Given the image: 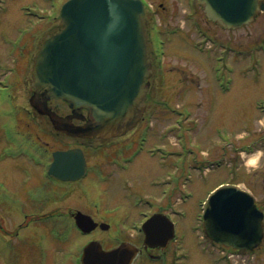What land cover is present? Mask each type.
<instances>
[{
	"label": "rangeland",
	"instance_id": "1",
	"mask_svg": "<svg viewBox=\"0 0 264 264\" xmlns=\"http://www.w3.org/2000/svg\"><path fill=\"white\" fill-rule=\"evenodd\" d=\"M148 1L154 7L158 6V8L161 7L162 9L159 13L155 8L154 12L149 13V15L152 24L156 25L160 22L161 29H164V32L168 36V46L165 50L166 53L163 55V65L161 68L154 67L155 75L152 79V92L148 101V107L154 113L153 118L150 119L151 116L148 118V123L153 124V127L148 136L149 141L147 145L150 149L163 145H169L173 148L177 146V149H181L175 135V129L177 130L178 127L175 125L177 114L174 109L179 106L177 108L179 112H191L192 116L188 112V114L185 113L182 122V124L187 121L191 122L192 119L194 122V129L187 132L191 136L193 143L189 146L188 142L185 141L184 145L185 149L189 146L188 157L195 161V167H199V163H212L213 166H216L215 163L217 161H220L222 166L211 170L204 179H202L204 176L202 177L200 170L196 169L194 171V179L190 183L184 182L186 181V170L183 173L181 168L176 172L180 185L181 182H184L186 189L193 190V197H190L187 202L181 201L180 196L185 192L182 190V187L176 185L174 190L170 192L169 198L177 203L175 209L179 212V215L185 214L182 215L183 217L176 218L178 223L177 236L179 238L177 246L179 247V251L187 257L185 264H221V260L223 259L220 256L221 260H217L220 254L216 251L217 248L211 246L210 241L206 240L204 242V239L200 238V234L202 233L200 229L202 223L199 220L201 215L200 202L205 199L207 191L214 185L232 180L237 182L242 188L248 189L254 195L257 194L264 197V151L262 150L263 144L261 143L264 141V114H261V110L258 108L264 106V57L257 56L259 59L258 64H254L249 57V54L252 52L250 48L254 47L257 43H264V13L247 26L235 30H223L218 25L208 22L196 2V15L194 17L193 12L188 10L187 0ZM28 2L40 5L42 1L14 0L12 22L11 24H5V19L1 18L0 26L3 27L1 29H10L9 32H11L16 24H19L20 27L28 26L32 28L34 23L28 24L22 12L19 11V6ZM2 15L5 17L6 13ZM178 27L182 30L177 35L169 34V29H176ZM193 29H210L216 34L219 38L217 44H215L217 45V53L218 46H222L226 42L232 46L234 45L237 51L240 50L244 56L240 57L231 53L230 59L226 62H221L220 59L216 61L215 55L209 58L208 55L214 53L210 47H205L204 50L206 52H199V50L193 48L192 44L194 40L199 38V35ZM157 33L152 31L149 38H154ZM162 37L165 38L164 34ZM150 46L152 50L155 49L154 42ZM244 51L249 52L246 54ZM152 57L154 58V55ZM232 61L236 63V65L234 64L236 67L235 73L229 75L227 71L230 67V62L233 63ZM24 65L25 60L23 67ZM27 75L28 71L26 75L23 72V75L18 77L22 82L16 88V92L20 95L21 93L24 95V79ZM29 117L30 114L24 108L16 116L17 123L21 124L24 132H29L36 137L37 135H42V139L45 141L44 145L49 146L50 149L64 147V143H67V141L64 142L66 139L57 141L51 134L44 136L33 126H27ZM143 124L144 121H141L134 129L116 139L112 143L114 146L100 150L101 155L91 158V162L96 167H102L103 172H101L100 178L105 177L107 179V176L113 177L109 178L108 180L110 181L108 182H99L96 187L94 185H96L97 180L94 178H91L87 182V185L85 182H81L80 184H73L68 187L65 194L66 212L74 211L78 208L81 211L96 214L100 218L111 217L113 220L117 219L116 221L120 219L123 224L119 226L128 228L126 233L127 231H132V234L135 233L134 228L131 226L133 224L131 220H140L139 211L144 209V207L137 206L138 208H136L132 206L133 200L135 201L137 195H133L132 199L128 198L126 200L125 192L127 190L125 192L121 190L122 182L120 180L127 175L130 188L133 189L132 192L147 194L152 190L149 185L151 179L162 173L165 176L168 172L175 173V167L171 163L174 157H171L170 161H162L159 157H150L146 151L138 156L139 159H142L137 164L132 165L129 171L126 170L127 172L118 170L117 163L111 165L109 162L111 156H115L114 153L118 147L123 148L138 138ZM191 125L192 122L188 126L190 127ZM226 128L230 132L231 130L238 131L242 135L250 132V136L247 141L237 142L235 145L236 136L233 135L234 133L229 132V141L232 142V145L229 142L224 144L223 140L220 141V136ZM164 130L166 131L167 138L163 137L162 139L161 135ZM255 140H258L259 147L258 145L257 147L260 149L257 157H254L257 161L250 162L248 157H244L243 159L242 156L238 158L237 145L249 144ZM153 144L159 145L152 146ZM129 152L127 151L126 153L128 154ZM105 155L108 156L107 159H105ZM181 155L180 160L182 159ZM223 156L225 159L222 158ZM118 163H121V159H119ZM190 164H194V162L192 161ZM182 165H184L183 162ZM23 166V160L17 161V165L14 164V161L5 160L0 162V170L7 171L13 175L14 169L18 168L21 170ZM191 172H193V168ZM89 188L93 189L90 190ZM94 188L97 189L94 190ZM12 190L14 191L13 187ZM97 203H99V207ZM118 203L120 205L117 208L116 204ZM128 217L131 219L127 221L129 223L126 222V218ZM13 218V216L5 213L0 208V227L7 228V231L13 230ZM112 231L109 230L103 233L104 237H111ZM7 239L5 235L0 234V264L37 263L38 258L36 254L32 263L27 259L21 262L25 254L21 255L20 258L22 259L19 258L18 260L17 257L15 258L13 246L5 244ZM75 240H77L76 237H74L71 245L73 248L77 244ZM51 250L54 251L53 248ZM205 251L208 254L204 253ZM223 253L221 252V255ZM56 258L57 256L54 252L51 253L50 261L54 262ZM135 264H143L142 259L138 258ZM222 264H264V242L257 251L241 253L238 257L230 259L226 258Z\"/></svg>",
	"mask_w": 264,
	"mask_h": 264
},
{
	"label": "water",
	"instance_id": "2",
	"mask_svg": "<svg viewBox=\"0 0 264 264\" xmlns=\"http://www.w3.org/2000/svg\"><path fill=\"white\" fill-rule=\"evenodd\" d=\"M198 1L210 19L226 28L247 24L264 9L261 0ZM60 19V30L45 39L36 56L35 83L45 81L50 85L51 97L89 109L95 121L91 132L98 137L120 135L133 128L146 110V80L153 73L142 2L68 0ZM74 153H57L56 160H74ZM71 165L65 164L68 175L63 178L72 173L75 176ZM78 168L75 171L81 174L82 155ZM204 207L206 233L212 240L249 250L260 245L263 214L245 191L233 185L222 186L211 194ZM150 226L155 232L156 227ZM150 238L154 239V235ZM129 250L131 255L125 264H130L135 256ZM120 253V249L100 252L99 258L89 261L88 257L87 261L119 264Z\"/></svg>",
	"mask_w": 264,
	"mask_h": 264
},
{
	"label": "flooded vegetation",
	"instance_id": "3",
	"mask_svg": "<svg viewBox=\"0 0 264 264\" xmlns=\"http://www.w3.org/2000/svg\"><path fill=\"white\" fill-rule=\"evenodd\" d=\"M13 3L14 0H0V21L4 18L5 24L12 22ZM45 6L49 5L45 2L38 12L41 15L48 14V17L38 19V23L30 29H22L19 24H16L11 33L10 29H1L3 27L0 26V89L2 90L0 94V151L9 150L11 154L8 157L14 161L15 165L19 160H23L24 164L21 170L14 169V175L0 170V208L14 217V229L6 233L10 234L13 240L15 258L19 260L21 255L25 254L23 259L20 258L21 262L27 259L32 263L36 254L38 258L36 264H83L82 247L98 240L106 250L115 248L122 242H131L140 248V255H148V258L154 259L142 256L143 264L147 261L158 263L160 260L167 264L172 253V242H169L166 247H145V234L142 232L143 235H138V237L120 231L117 224H112L117 219L100 218L96 214L82 211L92 216L94 222L106 223L110 226L103 229L99 225L90 233L79 235L81 231L75 224L74 216L75 212L80 209L66 212L65 194L68 183L46 176V170H44L45 164H50L53 159V150L67 149L64 148L66 143L63 148L50 149L49 146L44 145L42 135L36 137L29 132H24L21 124L17 123L16 116L24 108L30 114L27 126H33L39 133L48 136L51 134L52 123L46 111L50 113L51 110L64 118L68 115L72 116V121L78 125L85 124L84 119L88 113L82 108H71L65 100L50 98L49 86L34 88L32 84L35 55L45 37L56 30L52 27L57 21V16L50 15ZM3 13H6L5 17ZM24 60L26 68L25 65L23 67ZM26 70L28 75L24 79V86L22 85L24 95L22 93L20 95L16 92V88L22 82L18 77L22 76L23 72L26 75ZM54 139L61 141V139H66V135L59 131ZM71 141L74 144L70 147L77 146L76 139ZM94 156L96 155L92 157ZM118 157L120 155L117 154L111 156L109 159L111 165L115 164ZM107 158L106 155L105 159ZM5 159L10 160L7 157ZM169 196L161 199L154 211L148 210L141 214V226L153 215L167 214L168 209H173L177 205ZM259 204L264 206V202ZM126 219L128 221L130 217ZM0 229L5 231L2 226ZM109 230H113L111 237H104L103 233ZM73 234H76L75 237L83 242L78 243L76 251L67 256V250L73 241ZM53 252L57 256L54 262L50 261V255ZM14 261L17 263L16 260Z\"/></svg>",
	"mask_w": 264,
	"mask_h": 264
},
{
	"label": "bare ground",
	"instance_id": "4",
	"mask_svg": "<svg viewBox=\"0 0 264 264\" xmlns=\"http://www.w3.org/2000/svg\"><path fill=\"white\" fill-rule=\"evenodd\" d=\"M254 157H255V156H254ZM254 157L250 158V162H251V161H257L256 158H254Z\"/></svg>",
	"mask_w": 264,
	"mask_h": 264
}]
</instances>
